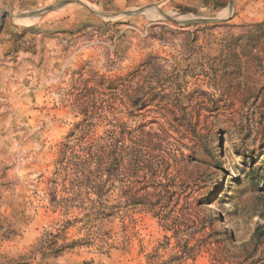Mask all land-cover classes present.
I'll return each instance as SVG.
<instances>
[{
    "label": "rangeland",
    "instance_id": "1",
    "mask_svg": "<svg viewBox=\"0 0 264 264\" xmlns=\"http://www.w3.org/2000/svg\"><path fill=\"white\" fill-rule=\"evenodd\" d=\"M114 117L175 158L98 197ZM0 264H264V0H0Z\"/></svg>",
    "mask_w": 264,
    "mask_h": 264
},
{
    "label": "trees",
    "instance_id": "2",
    "mask_svg": "<svg viewBox=\"0 0 264 264\" xmlns=\"http://www.w3.org/2000/svg\"><path fill=\"white\" fill-rule=\"evenodd\" d=\"M144 128L114 117L108 123V131L100 139V144H90L82 147L78 153L66 154L64 171L72 172L82 189L96 190L98 197L102 196L103 186H95L93 177L95 172L101 173L103 169L107 177L119 183H124L121 176H116L121 171L125 172L126 177L123 178L130 184H135L140 175H144V178L148 175L152 178L158 175L167 178L165 172L169 161L175 158V145L167 141L170 137L163 129L145 131ZM88 131L89 127L82 131L81 142ZM161 152L165 153L163 159L160 157ZM161 185L166 189V184Z\"/></svg>",
    "mask_w": 264,
    "mask_h": 264
},
{
    "label": "water",
    "instance_id": "3",
    "mask_svg": "<svg viewBox=\"0 0 264 264\" xmlns=\"http://www.w3.org/2000/svg\"><path fill=\"white\" fill-rule=\"evenodd\" d=\"M69 3L68 2H62V3H59V4H57L56 6H54V7H52V8H49L48 10H46V11H49V10H51V9H56V8H61V7H64V6H66V5H68ZM127 16H131V15H133V14H126ZM164 17L166 18V19H168V20H173L171 17H169L168 15H164Z\"/></svg>",
    "mask_w": 264,
    "mask_h": 264
}]
</instances>
